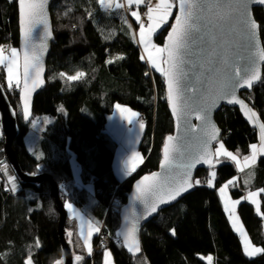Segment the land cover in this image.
Masks as SVG:
<instances>
[{
  "label": "trees",
  "instance_id": "16d2710c",
  "mask_svg": "<svg viewBox=\"0 0 264 264\" xmlns=\"http://www.w3.org/2000/svg\"><path fill=\"white\" fill-rule=\"evenodd\" d=\"M51 16L55 40L48 61L47 88L34 104V118L41 115L45 130L33 152L26 146L29 125L23 123L19 89L5 88L18 114L20 134L13 149L23 172L50 175L59 185L67 181L72 194L63 192V200L69 198L79 207L87 206L94 195L92 214L106 224L104 233L111 239L109 251L115 264H208L209 256L212 264H264V253L255 258L245 255L219 191L227 184L234 199H244L238 214L251 243L264 248V159L258 151L256 167L250 171L242 173L235 162L224 159L212 170L199 172L196 180L205 179V183L196 185L193 193L142 230V254L132 257L125 251L116 238L121 209L135 182L159 169L164 143L175 132L164 78L142 59L136 39L139 24L131 13L129 17L123 9L104 10L101 0H55ZM254 16L264 45V9H255ZM171 25L169 22L156 35L160 45ZM19 40L18 2L0 0V48H18ZM77 72L84 73L77 82L67 79ZM5 79L3 69V85ZM57 86L55 112L45 115L48 94ZM243 97L264 122V74L253 92ZM117 105L145 117L140 152L146 162L126 182H120L115 174L118 142L107 127ZM216 121L224 132L225 146L241 157H250L257 136L239 110L224 108ZM5 151L0 121V166L7 162ZM213 171L214 185L209 187ZM8 176L15 177L14 191ZM8 176L0 171V264H28L29 260L34 264L57 263L62 259V245L51 185H25L13 169ZM67 240L74 241L69 236ZM105 252L80 262L105 264Z\"/></svg>",
  "mask_w": 264,
  "mask_h": 264
},
{
  "label": "snow or ice",
  "instance_id": "6c2138e0",
  "mask_svg": "<svg viewBox=\"0 0 264 264\" xmlns=\"http://www.w3.org/2000/svg\"><path fill=\"white\" fill-rule=\"evenodd\" d=\"M20 16L21 30L24 40V50L22 54L23 71L20 72V53L17 49H10L11 55L9 58H5L3 55L4 49L0 48V65H4L7 68V86L9 89L17 88L22 92L24 115H29V95L32 90L35 89L37 84L42 83L40 75L43 72L41 63L42 52L46 48L44 40L51 37V30L48 23V0H17ZM252 4L264 5V0H250ZM101 4H104V0H101ZM136 5L137 8L144 4L146 5V12L142 18L138 10L132 11L131 15L135 18L136 22L140 25L139 40L138 42L144 46V51L147 53V59L151 63L152 68L160 72L162 77L165 78L167 84L168 99L171 103L172 112L177 117V125L179 121L185 118L190 112L196 113V118L205 122L204 132L205 139L203 145L198 154L191 160H184V152L181 151V145L175 142L173 136L167 137V143L163 148V163L161 165L166 171L171 169H188L194 166L195 163H207L210 166L213 165V157L225 156L231 161L235 162L237 166L240 165V161L236 155L228 152L224 148V144L219 139V129L210 123L211 110L217 106L218 100H225L229 104H239L246 110L245 114L249 116L250 120L255 122V113L248 108L246 104L236 96V89L240 87H251L252 82L259 79V73L254 68L247 70L245 74L241 75L240 67H233L231 74H225L219 81L211 79L209 81V88L207 92H200L195 87H187L184 84L188 73L185 71V64L188 63L186 57L190 52L191 44L196 38V34L201 31L200 20L205 10V5L202 0H157V3L153 4L152 0H127V5L131 7ZM249 0H234L233 3L221 5L214 4L208 5L207 10H215L216 15L221 20H229L234 16L237 18L236 23L233 25V31L238 35L248 37L255 36L256 30L259 28L257 22L252 19L248 8ZM108 6H111L109 4ZM116 7H125L124 4L117 3ZM173 7H177L179 15L175 19V24L172 26L171 32L168 36V44L166 47H156L152 44L151 37L154 32L160 27V25L167 21L168 16L171 15ZM37 28H41L44 32V38L39 45L34 43V40L39 36L36 32ZM215 39V38H213ZM158 54V59L154 58L153 51ZM166 53V55H165ZM259 58L264 60V49L258 50ZM144 59V57H142ZM112 61H109L111 63ZM225 64L227 59H225ZM211 63V61H209ZM209 71H215V69L209 68ZM62 77L63 73L60 74ZM84 76L83 72H77L75 75L68 76V80H78ZM197 93L194 99L187 97L186 92ZM190 100L192 101L190 103ZM117 109L124 113L130 111L128 109L121 108L120 105L116 106ZM61 111L63 109L61 108ZM136 115V113H132ZM128 122L131 124L132 120ZM260 130L261 146L257 149L256 145H252V155L250 157H244V163L247 165L250 162H255L257 151L264 154V123L256 125ZM144 125L141 123L140 128ZM209 140H215L219 147L214 151L208 150ZM178 158L180 161L178 162ZM132 161L142 160L138 154H133ZM135 163L129 166L125 164V172L130 174L135 170ZM6 171V167L0 169ZM241 170H243L241 168ZM215 171L211 172L212 180L215 178ZM212 180L207 181L209 187L213 186ZM9 181L12 184V190H15V177H9ZM201 181L193 180L190 171H182L179 177L161 176L159 173L153 174L150 177H145L140 185L137 186L136 199L141 201L146 208V212L141 215L140 218H145L147 215H151L157 212L160 204L169 203L175 200L183 192L188 191L195 185H199ZM227 187L225 185L219 191L224 194V190ZM254 196L255 193H250ZM255 202V201H253ZM239 201H234L232 206L229 207L227 202L225 203V209L229 212V218L234 217V207ZM69 211L73 212L74 217L78 216L75 212L73 205L69 203L67 205ZM238 219V218H237ZM233 227L238 231L242 226L233 222ZM138 224L135 221L130 222V226L126 227L123 236V242L127 245L128 250L133 253L140 251L139 241L136 237L138 232ZM93 231L99 232V227H94L91 222L88 224L87 236H85V244L87 246L88 254L91 255L92 248L88 243V237L93 234ZM174 234V232H173ZM67 235L71 238L72 233L68 232ZM83 235V231L81 232ZM244 251L247 255L251 256L255 253H264V248H253L250 241L245 242ZM108 256L111 254L108 253ZM82 256L77 255L75 260L80 262ZM209 264H211L212 257H207ZM31 264V260H29ZM105 264H110V261L106 260Z\"/></svg>",
  "mask_w": 264,
  "mask_h": 264
},
{
  "label": "water",
  "instance_id": "95a60500",
  "mask_svg": "<svg viewBox=\"0 0 264 264\" xmlns=\"http://www.w3.org/2000/svg\"><path fill=\"white\" fill-rule=\"evenodd\" d=\"M55 0H48L47 12H48V23L51 30V37L44 40L46 44V48L42 52L41 63L43 67V72L40 75V80L42 83L37 84L34 90L31 91L29 95V115L25 117L24 109H23V99L22 92L19 89V98L20 105L23 117L24 125H30L34 118V104L36 97L41 94L47 88V72H48V61L52 51V44L55 40L53 22L51 16V7ZM178 3V0H176ZM234 0H202V3L205 5V10L200 20L201 31L196 34V38L194 42L191 44L190 52L187 55L186 59L188 63L185 64V71L188 73L186 80L184 81L185 86L191 88L195 87L200 90V92H207L209 88V81L211 79H215L219 81L223 75L231 74L233 67L241 68V75L243 76L247 70L255 69L259 73V79L252 82L251 87H240L236 89V96L238 99L242 100L244 104L251 109L252 112L255 113L256 120L249 119V116L245 114L246 110L242 108L239 104H229L225 100H218L217 106H215L210 113V123L214 125L217 129H219V139L220 141H224V132L218 125L216 121L217 114L224 108L237 109L241 113L245 122L248 124L252 131H255L257 136V146L258 149L261 146L260 140V130L256 126L259 123H264L259 116V114L253 109L251 104L244 99V94H251L254 88L261 82L264 74V60L259 58L258 50L264 49L262 37H261V28L259 23L256 21L254 16L255 9H264V5L260 4H252L249 0L248 8L251 14L252 19H254L259 28L256 30L255 36L252 37L249 35L248 37H244L242 35H238L234 32L233 25L236 23L237 18L234 16L229 20H221L216 15L215 10L208 11V5L214 4H229L233 3ZM19 13V8H18ZM179 15L178 8L176 9L175 17L170 21L172 25L165 37L163 47H166L168 44V36L171 32L172 26L175 24V19ZM19 28H20V40L18 51L20 55V70L21 73L23 71V61L22 54L24 50V40L23 34L21 30L20 24V16H19ZM36 32L39 33V36L34 40L36 45H39L44 38V32L41 28H37ZM215 38V39H213ZM166 55V53H165ZM225 59H227V63L225 64ZM211 61V63H209ZM212 68L215 71H209L208 69ZM164 78V77H163ZM164 83L167 88L166 80L164 78ZM168 94V93H167ZM185 95L192 99L195 98L197 93H193L191 91L186 92ZM169 102V108L171 115L175 122V132L170 135L175 138V142L181 145V151L184 152V160H191L194 158L198 152L200 151L204 137V132L202 131L205 128V122L196 118L195 112H190L185 118H182L179 121V126L177 125V117L172 112L171 103ZM192 101L190 100V103ZM0 121L2 125V132L5 136V150L7 153V159L9 161V165L13 168L14 173L17 175L18 179L25 185L32 186H40L44 183H49L51 185V197L54 200L55 208L59 213V237L62 245V259L60 262L55 264H76L75 260L76 254L74 253L71 242L67 241V231L66 224L68 220V211L66 209L65 203L61 198L59 186L54 180V178L50 175H34V174H26L21 169L19 164V160L17 155L13 149V145L15 140L18 138L20 134L19 124H18V114L12 104L10 103L9 97L7 95V91L3 83L0 81ZM167 143V139L164 143ZM217 142L215 140H209L208 142V150L214 151ZM163 146V148H164ZM163 151V149H162ZM259 157L264 159V154H261L259 151ZM178 162L180 161L178 158ZM216 157H213V165H216ZM163 163V154L162 161L160 163L159 169L151 174H147L139 178L132 189V192L129 194L127 198L126 204L123 206L120 212L121 225L120 228L116 232V238L121 242L125 251L130 256H138L142 254V246H141V232L142 230L155 218H157L162 212L167 209L175 206L180 201H182L186 196L193 193L196 189V185L189 189L186 192H183L180 196H178L175 200H172L169 203L160 204L157 212L147 215L145 218H140L142 214L146 212L145 205L136 199L138 194L137 186L141 184L145 177H150L153 174L159 173L162 177L172 176L179 177L182 171H190V175L193 180H196L199 172L201 171H209L214 168V166H210L207 163H195L190 170L188 169H178L174 168L170 171H166L161 167ZM135 221L138 224V232L136 237L139 241L140 251L137 253L130 252L128 250L127 245L123 242L122 232L126 229V227L130 226V222Z\"/></svg>",
  "mask_w": 264,
  "mask_h": 264
},
{
  "label": "rangeland",
  "instance_id": "374dc122",
  "mask_svg": "<svg viewBox=\"0 0 264 264\" xmlns=\"http://www.w3.org/2000/svg\"><path fill=\"white\" fill-rule=\"evenodd\" d=\"M114 1V0H113ZM152 2H153V4H155L156 3V1L155 0H152ZM118 2L117 1H115V3H114V6L117 4ZM106 4V0H104V4H102L103 6ZM121 4H124V5H126V6H128L127 5V2L126 1H122L121 2ZM143 5V4H142ZM175 9H176V7H173L172 8V10H171V15L170 16H168V18H167V21L166 22H164V23H162L161 25H160V27L154 32V34L152 35V37H151V40H152V44H154L156 47H161V48H163V46L162 45H160L157 41H156V35L160 32V31H162V29L172 20V18H173V16H174V14H175ZM140 29V28H139ZM139 29L137 30V33H136V39H137V41L139 40ZM138 44H139V46H140V48H141V52H142V57H144V61H146V63L148 64V66H149V68L150 69H153L154 71H156V69H154V68H152V66H151V63L148 61V59H147V53L144 51V46L142 45V44H140L139 42H138ZM12 48H15L14 46H8V47H6V48H4V52H3V55H4V57L5 58H9L10 57V55H11V52H10V49H12ZM15 49H17V48H15ZM150 50L151 51H153V56H154V58H157V60H158V62H159V59H158V54H156L155 53V51L154 50H152L151 48H150ZM19 52V51H18ZM2 67H4V65H0V72H2L3 71V69H4V71H5V73H6V79H5V85H4V87L6 88V90L7 89H9L8 88V86H7V77H8V74H7V68L6 67H4V68H2ZM20 72H21V70H20ZM156 72H158V71H156ZM158 73H160V72H158ZM79 80V79H78ZM78 80H70L71 82H77ZM60 88V86H57L55 89H52L50 92H49V94H48V110H47V112H45V115H50V114H54V112H55V110H54V106H55V104H56V93L58 92V89ZM17 88H12V89H10V90H12V91H14V90H16ZM121 108H123V109H128L129 110V108H127V107H123V106H121ZM126 112V111H125ZM119 113L118 114V112L116 113V114H114V115H112V116H110L109 117V124H108V130H111V131H113V135H114V138L116 139V141L118 142V149H117V152H116V156H115V162H114V165H115V173H117L118 174V177L119 178H121L122 180H124L123 182H126V181H128L129 179H131L133 176H135L140 170H141V168H142V166L144 165V163L146 162V159H145V157L143 156V154L140 152V144H141V141H142V138H143V135H142V137H140V135H141V130L139 131L137 128H135V127H133V126H130V127H128V126H124L123 125V122H124V120H125V118H126V114H129L130 113V111L129 112H127V113ZM44 115V114H43ZM43 117H48V116H43ZM43 120V118L41 117V115L40 114H38V115H36V117L33 119V121L31 122V124L28 126L29 127V133H28V135H27V137H26V146H27V148H28V150L30 151V152H33L34 151V149L36 148V146L38 145V143L40 142V140H41V138H42V133H43V131L45 130L44 129V124L43 123H45V121H42ZM145 122V117L144 116H139V119H138V123H137V119H136V123L139 125V127H140V124L142 123V124H145L144 123ZM145 126V125H144ZM222 143L224 144V142L222 141ZM219 147V144H217V146H216V148L215 149H217ZM224 148H225V150H227L228 152H231V153H233V155H236L237 156V158L239 159V161H240V165L238 166L239 167V169L241 170V168L243 169V168H245L246 166H247V168H248V165L249 164H247V165H245V163H244V157H241L239 154H237V153H234L233 151H230L226 146H225V144H224ZM133 154H138L139 155V157H141L142 158V160H137V161H132V157H133ZM224 159H229V158H227V157H225V156H220V157H218V158H216V164L219 162V161H221V160H224ZM230 160V159H229ZM126 163H128L129 164V166H131V164L132 163H135V170L134 171H131L130 172V174H128V173H126L125 172V164ZM4 167H6V171H2V170H0L2 173H5V175L6 176H8L9 175V172L11 173V170L13 169L9 164H4V165H2V166H0V169H2V168H4ZM75 169V168H74ZM247 170V169H246ZM243 170H241V172H242ZM11 175V174H10ZM8 177H10V176H8ZM9 179V178H8ZM9 181V180H8ZM9 183H11L10 181H9ZM201 183H205V179H202L201 180ZM212 183H213V180H212ZM214 185V184H213ZM227 185V184H226ZM92 187V186H91ZM92 189H93V187H92ZM92 189H91V195H92ZM94 191V190H93ZM225 192H226V195H225ZM94 196V195H93ZM93 196H90V200H89V203H88V205L87 206H85L88 210H91L92 209V206L94 205V198H93ZM222 197H223V202H224V207H225V203L227 202V204L229 205V207H231L232 206V204H233V202L234 201H239V203H237V204H235V207H234V217H233V219H230L229 218V212L228 211H226V209H225V212H226V214H227V216H228V218H229V220H230V223H231V226H232V228H233V230H234V232L240 237V239H241V241H242V244H243V247H244V245H245V242H246V240L247 241H250V238H249V235H248V231L246 230V228H245V226H244V224H243V222H242V220H241V218H240V216H239V214H238V206L243 202V200H241V199H234L233 197H232V195L230 194V191H229V187H228V185H227V187L225 188V190H224V194L222 195ZM69 203H72L73 205H75L73 202H71V201H69V202H67V204H66V209H67V211H68V219H69V217H70V212H69V210H68V207H67V205L69 204ZM76 206V205H75ZM78 208L79 209H81L82 210V208H84V206L83 207H79L78 206ZM84 210V209H83ZM86 210V209H85ZM84 210V211H85ZM91 212H92V210H91ZM72 213V212H71ZM89 213V212H88ZM238 218V219H237ZM97 219V218H96ZM98 220V219H97ZM234 220H235V222L237 223V225H238V227L239 226H242V228H241V230H237L236 228H234L233 227V222H234ZM68 221V220H67ZM95 222H97L96 220H94ZM99 222H98V225H97V227H99V229L101 230L102 229V227H103V220H98ZM105 228H106V225H105ZM88 230V229H87ZM66 231L67 232H71L70 230H69V227H68V225L66 224ZM98 235V232H96V235L94 236V237H96ZM74 237H75V235L72 233V236H71V239H73L74 240ZM93 237V238H94ZM98 237V239L96 240V243H95V247L97 246V243H98V241H99V237H100V231H99V235L97 236ZM68 241V240H67ZM250 243H251V241H250ZM251 246L253 247V248H259V247H256V246H254L252 243H251ZM72 247H73V250H74V246L72 245ZM95 247H94V249H95ZM91 248H92V244H91ZM103 250L102 251H99V252H97V253H101V252H103V251H105L106 249H108V247H106V246H103ZM245 252V251H244ZM75 254H76V252H74ZM259 254H261V253H255V254H253V255H251V256H249V255H247L246 253H245V255L248 257V258H255L256 256H258ZM94 255H96V254H94V252H93V256ZM28 264H29V262H28ZM31 264H34L32 261H31Z\"/></svg>",
  "mask_w": 264,
  "mask_h": 264
},
{
  "label": "crops",
  "instance_id": "0c3cea01",
  "mask_svg": "<svg viewBox=\"0 0 264 264\" xmlns=\"http://www.w3.org/2000/svg\"><path fill=\"white\" fill-rule=\"evenodd\" d=\"M115 1H117L120 4H121L122 1H126L127 2V0H114V1L113 0H106V4L104 6L102 4L101 5H102L104 10L122 9V7L114 6ZM155 1L157 3V0H155ZM109 4H111V6H108ZM129 110H130V113L126 114V118H125V120L123 122V125L124 126H128V127L133 126V127L137 128L139 131L141 130L140 131L141 132L140 137H142L143 132H144V127L141 129L139 127V125L137 124L140 115L137 114L136 112H134L132 109H129ZM117 112H118V114L120 113V111L116 107L113 115L116 114ZM127 112H129V111H126L125 113H127ZM132 113H136V115L134 116V115H132ZM129 119L132 120L131 124L128 122ZM136 119H137V123H136ZM109 132L114 137L113 131L109 130ZM248 164H249L248 168H247V166L245 168H243L242 173L245 172V171L247 172V171H250V170L254 169L256 167L255 165L257 164V160L255 159V162H250ZM114 170H115V165H114ZM75 172H76V174H78V167H76ZM115 174H116V176H117V178L119 179L120 182L124 181V180H122L121 178L118 177L117 173H115ZM76 206L73 205V208H74L75 212L78 214V216L74 217L73 212L71 213V211H69L70 212V217H69V219L67 221V225H68L69 230L71 231V233H73L75 235L74 241H72V243L74 245V252H76V256L77 255L82 256V258L84 259V258L92 257V253H91V255L88 254L87 246L85 244V236H87L88 224H89V222H91L94 227H97L99 221L94 217V215L92 214L91 210H88L86 207L82 208V210H81V209H79ZM83 209L84 210L86 209V210L84 211ZM94 220H96L97 222H95ZM82 231H83V235H81ZM95 235H96V232L93 231V234L90 237H88V243H90V245L92 244V251H93V249L95 247V241H96L95 237H94ZM98 235H99V232H98ZM108 253L111 254L109 249H107L106 252H105L104 262L106 260H108V261H110V264H115L112 254L110 256H108L107 255ZM206 260H207V263L209 264L208 259H206ZM212 263H213V258H212L211 264Z\"/></svg>",
  "mask_w": 264,
  "mask_h": 264
},
{
  "label": "built area",
  "instance_id": "2783aa9c",
  "mask_svg": "<svg viewBox=\"0 0 264 264\" xmlns=\"http://www.w3.org/2000/svg\"><path fill=\"white\" fill-rule=\"evenodd\" d=\"M122 9L126 13L127 16H129V14L132 11L138 10L140 13H142L141 14L142 18L144 17V13L147 10L146 5L139 6L138 8L136 5H132L131 7L125 5V7H122ZM139 28H140V25H139ZM105 225L106 224L103 222V227L100 230V237H99V241L97 243V246L94 249V254H96L99 251H102L104 249L103 246L108 247V249L111 247V239L107 234L104 233Z\"/></svg>",
  "mask_w": 264,
  "mask_h": 264
},
{
  "label": "bare ground",
  "instance_id": "6f19581e",
  "mask_svg": "<svg viewBox=\"0 0 264 264\" xmlns=\"http://www.w3.org/2000/svg\"><path fill=\"white\" fill-rule=\"evenodd\" d=\"M5 153H6V151H5ZM6 161L7 162H4V164H9V161H8V159H7V153H6ZM15 176L17 177V175L15 174ZM18 178V177H17ZM29 186H32V185H29ZM58 186H59V190H60V195H61V198H62V200H63V197L65 196V195H63V192H64V194H65V191H70L69 193L70 194H72V191H71V189H70V187H69V183L67 182V181H64L63 183H62V185H59L58 184ZM35 187V186H34ZM7 191H8V189H7ZM12 192V191H11ZM13 193V192H12ZM67 197H68V194L66 195V199H67ZM64 201V200H63ZM115 201V200H114ZM67 202H69V198H68V200L66 201V202H64L65 203V206H66V204H67ZM76 207H78V206H76ZM60 218V217H59ZM59 221H60V219H59ZM72 245H73V243H71ZM74 246V245H73ZM124 248V247H123ZM244 248V247H243ZM93 252H94V249H93V251H92V257H93ZM61 261V260H60ZM60 261H58V262H60ZM76 264H82L81 262H77Z\"/></svg>",
  "mask_w": 264,
  "mask_h": 264
},
{
  "label": "clouds",
  "instance_id": "9594fccd",
  "mask_svg": "<svg viewBox=\"0 0 264 264\" xmlns=\"http://www.w3.org/2000/svg\"><path fill=\"white\" fill-rule=\"evenodd\" d=\"M17 50H18V48H17ZM107 250V249H106Z\"/></svg>",
  "mask_w": 264,
  "mask_h": 264
}]
</instances>
